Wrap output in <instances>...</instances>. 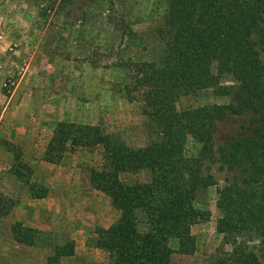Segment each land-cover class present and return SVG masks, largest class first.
I'll list each match as a JSON object with an SVG mask.
<instances>
[{
	"label": "trees",
	"instance_id": "obj_1",
	"mask_svg": "<svg viewBox=\"0 0 264 264\" xmlns=\"http://www.w3.org/2000/svg\"><path fill=\"white\" fill-rule=\"evenodd\" d=\"M157 39L161 49L148 59L128 61L122 87L128 101L141 103L145 145L130 146L100 124L59 121L43 159L58 163L68 150L101 149L91 182L119 211L95 230L94 245L109 253V264H171L174 252L192 254L191 226L205 218L196 194L219 179L216 231L223 244L208 264H264V0H168ZM208 88L228 101L177 108L180 96ZM239 116L245 122L220 136V124ZM189 140L199 144L195 154L186 152ZM12 152L13 173L26 177L32 197H43L28 181L31 168ZM138 170L149 172L148 181L120 179ZM14 206L0 192V224ZM17 225L14 238L33 244ZM73 252L71 241L55 247L48 264Z\"/></svg>",
	"mask_w": 264,
	"mask_h": 264
},
{
	"label": "rangeland",
	"instance_id": "obj_2",
	"mask_svg": "<svg viewBox=\"0 0 264 264\" xmlns=\"http://www.w3.org/2000/svg\"><path fill=\"white\" fill-rule=\"evenodd\" d=\"M167 6L168 0H0V192L15 201L0 224V264H48L55 247L70 241L75 252L57 264L110 263L109 253L94 245L96 228L119 216L109 196L91 182V170L103 163L101 149L68 150L58 163L45 161L43 152L59 121L100 124L130 146L145 145L141 103L128 101L122 87L129 60H146L161 49L157 30ZM227 101L208 88L180 96L176 106ZM245 120L239 116L221 123L220 136L235 132ZM20 124L39 125L38 136L27 133L20 143L15 139L20 134H10ZM198 149V143L187 142V154ZM12 151L31 168L28 181L43 197H32L26 177L13 173L18 162ZM120 179L146 182L149 172L127 171ZM217 186L196 194L195 205L205 218L191 226L195 250L174 252L171 264H208L222 246L216 231ZM15 222L33 244L14 238Z\"/></svg>",
	"mask_w": 264,
	"mask_h": 264
},
{
	"label": "crops",
	"instance_id": "obj_3",
	"mask_svg": "<svg viewBox=\"0 0 264 264\" xmlns=\"http://www.w3.org/2000/svg\"><path fill=\"white\" fill-rule=\"evenodd\" d=\"M21 125V124H20ZM13 128H15V131H13ZM37 128H39V125H37V127H36V129L33 127L32 129H30L29 127L28 128H26V125H21V126H12V130H10V134H15V135H17V134H20L21 135V137H15V139L16 138H18V141L20 142V143H22L23 141H22V136L23 135H25V134H31V136H38V129ZM33 139L35 140V141H37L38 140V142H37V144L39 145L40 144V142H39V139L37 138V140L33 137ZM50 139V138H49ZM45 150V149H44ZM75 252V251H74Z\"/></svg>",
	"mask_w": 264,
	"mask_h": 264
}]
</instances>
